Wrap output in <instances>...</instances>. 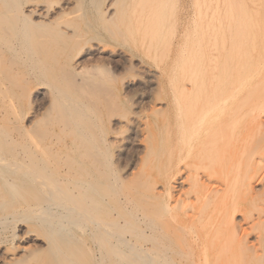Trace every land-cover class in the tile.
I'll return each mask as SVG.
<instances>
[{
	"label": "rangeland",
	"instance_id": "374dc122",
	"mask_svg": "<svg viewBox=\"0 0 264 264\" xmlns=\"http://www.w3.org/2000/svg\"><path fill=\"white\" fill-rule=\"evenodd\" d=\"M17 2L18 0H3V4H5L3 6L7 9H4V12L7 11V18L10 21L13 20L11 22L13 25L8 23L9 25L4 28L0 42V70L2 71H0V85H3L0 86V92L4 91V93H0L4 95L0 102V174L5 173L6 176L10 170L13 173L8 174L11 178L8 175L7 178L2 177L9 181L16 179L20 170L17 171L15 163L26 155V149L34 146L35 140L37 143L46 144V153H42L43 155L40 157L42 160L39 159L37 163L41 164L40 162H42L41 165H45L46 168L44 169L43 166L42 168L48 172L45 173L48 176L45 175V179L41 180L38 185L37 182L30 183L27 180H25L27 183L17 182V187H21L23 191L21 189V194L16 193V198L14 197V200L12 199L3 207L1 215L8 220L0 224V264L12 263L14 255L16 258H21L20 249H33L38 246L39 241L41 242L40 247L43 244L45 247L43 236L36 232L28 233L29 223L21 220L16 222L15 219L18 216L17 211L25 202L28 204L35 202L34 195L28 191L34 192L35 196L39 198L46 197V192L49 190L44 186L50 180L55 179V175L58 173L71 171L74 174L80 167L79 172L75 173L76 175L80 173L79 177L78 175L72 176L73 180L69 178L68 182L57 184L56 189L52 191V197L60 196L59 200H63L65 204L70 201L67 198L68 195L73 194L82 182L87 181V179H83L84 173L91 172L92 169L95 170L94 168L97 166V169L103 171L104 176L99 178L97 183L106 184L107 180H112V177H119L125 183L130 181V185L135 182L139 183L138 181H142L143 178L142 175L138 179L141 170L139 166L143 164V160H145L144 168L150 164L155 166L156 172L160 170L161 175L166 172V176H162V179L160 175L158 176L160 180L156 179L158 191L163 192V187L169 186L175 199L180 195L183 196L182 194L189 189V181L186 180L187 166L183 165L185 164L183 161L177 162L172 157L177 154L178 149L180 150L177 128L183 125V121H185L183 114L185 115L186 112L184 110L188 109L186 103L184 105L181 103L184 100H180L177 104L174 92L179 90L180 79L188 72L192 59L197 54L204 55V58H202L203 56L199 58L202 60L201 63L205 62L203 63L205 67L200 65L204 67L200 68L202 75L206 76L204 79L207 80V75L210 76L217 73L216 70L222 69V64L228 59L225 60V57H228L230 51H227L226 55L219 53V58L216 59L215 55L217 56L218 51L215 53L211 50L210 64H207L208 56H205L208 52L203 51L209 46L215 45L218 50L225 45L223 41L231 43L232 40H228V35L224 36L225 40L220 34L214 36L213 32L221 24L226 23L227 19L229 20L231 17L232 20L237 19L234 23H239L247 19L245 16L249 18V14L251 15L255 10L264 7V0H28L29 3L24 6V10L34 2H38L46 11V17L51 21V24L47 22L45 23L47 26L42 24L40 28V24H37L38 27H34L33 33L35 31L34 34L40 33L52 38L53 33L56 35L60 32V35L57 34L59 37L52 40L53 48L49 47V57L51 56V58H48V63H43L40 58L35 59L36 61H32L30 58L38 52L39 47L38 44L32 46L30 38H28L30 40H24L29 36H26L27 33L32 32L28 27H31L32 23L24 25L28 29H25L24 26L21 27L18 22L20 15L17 14L19 13ZM107 4L111 5V8L105 17H102L99 10ZM239 14L241 17H238ZM233 15L236 17L233 18ZM13 17L15 18L13 19ZM31 19L38 21V18L34 16ZM27 23L29 24V22ZM22 30L24 33L27 31L26 34H22ZM33 41L32 43L36 44V41ZM28 42H30L29 46H27ZM228 42L225 45L227 47ZM30 44L36 49L32 48ZM31 48L34 53L28 51ZM29 53L32 55L29 56ZM229 58L234 59L231 56ZM66 61L71 62L73 67L76 65L74 67V69L78 68L75 69L76 73H72L64 66ZM213 61L216 63H212ZM233 61H241V59L226 62L225 65L232 63L234 67ZM45 64L51 71L47 70L50 73L44 75L40 70H43ZM213 64L217 69L214 66V68H208ZM209 69H215V71L210 74ZM223 70L225 69L219 71L224 72ZM229 71L226 72L227 75H229ZM234 72L231 70V73L234 74ZM226 73L224 72L225 75ZM42 75L43 79H41ZM73 76L75 77L72 78ZM186 77L189 78V75L186 74ZM219 77L218 75V80ZM228 77L230 78V76ZM192 79L191 82H193ZM196 80L199 82L198 78ZM188 81L190 82L188 79L183 80L184 85L187 83L186 86H188ZM190 85L192 84L190 83ZM193 85L196 84L193 83ZM200 98L199 103L204 104L202 103L204 97ZM183 106L186 109H183ZM188 113L189 110L185 116L187 124L190 119ZM147 132L150 133V137ZM26 135L29 140H26ZM146 138L149 140L147 141ZM150 144L154 145L153 148L156 149L164 148L170 155L163 154L156 162H153V157L148 154L149 151L145 153ZM92 151L94 154H91ZM20 159L19 163L36 171L35 166L32 165L34 160L29 159L31 163L28 161L25 164L27 158ZM161 170L164 172L162 173ZM200 170L202 171V169ZM167 172L172 178L167 176ZM52 176L54 178L50 179ZM4 178L0 181V201L1 198L5 201L9 199L8 190L6 191L8 187ZM169 179L170 181H168ZM161 180L162 182H160ZM22 184H24L23 187L20 186ZM255 187L257 193L264 192V179ZM16 189L18 190V188ZM37 189L38 192L40 190V194L35 192ZM41 192L44 196H41ZM61 192L63 193L61 194ZM168 199L170 205L175 203V200L167 196L166 200L168 201ZM20 202L22 205L19 204L18 208ZM70 203L71 201L67 204ZM249 204H252L251 201L245 202V205ZM258 207H262V209ZM258 207L251 212L252 214L247 219H244L243 212L234 213V217L241 222L243 227L247 228L249 243L255 242L258 232H264V213H261L264 212V203L259 204ZM103 216H100L98 220L107 221L108 217ZM14 217L15 219L12 220ZM74 249L73 251L76 250ZM78 250L77 252L81 250L84 252L81 251L80 254L75 252L77 256L89 254L88 250L84 248H78ZM43 252L39 257L36 256L37 259L45 256V251ZM31 258L33 260H30ZM31 258L24 259L26 263H23L24 261L21 259V262L16 264H39V260ZM188 261L189 264L192 263L191 259ZM184 263L181 261L180 264ZM90 264H96V262Z\"/></svg>",
	"mask_w": 264,
	"mask_h": 264
},
{
	"label": "bare ground",
	"instance_id": "6f19581e",
	"mask_svg": "<svg viewBox=\"0 0 264 264\" xmlns=\"http://www.w3.org/2000/svg\"><path fill=\"white\" fill-rule=\"evenodd\" d=\"M5 3L7 2L5 1ZM28 3V0H18L16 5L19 12L17 14L20 15L18 22L21 27L32 23L31 27L28 26L29 30L32 31L39 24V28L42 27V24L47 26L45 24L47 22L51 24V21L46 17V11L42 9L43 7L38 2H34V4L29 5L24 10V6ZM3 5L5 6L3 0H0V42L4 28L9 24L13 25L11 24L13 20L11 19L10 21L7 18V9ZM107 5L99 10L102 17H105V14L111 8V5ZM4 9H6L5 12ZM251 15L249 14V18L244 15L247 19H243L244 21L239 23H234L236 16L233 15L235 19L232 20V17L229 20L227 19L226 23L221 24L213 32L214 36L220 34L223 39L228 35V40H232L231 45L226 41V43L228 42V47L225 46L226 43L222 39L223 44H225L223 47L221 45L222 48L217 50L215 45L203 50L208 52V54H205V56H208H206L207 64L211 63L209 56L212 55L210 54L212 51L215 53L218 51L217 56L215 55L216 59L219 58V53L226 55L227 51H230V53L228 57L224 56L225 60L227 58L230 59L229 56L235 60L241 59V61H233V65L234 67L237 65V69L232 66V63L225 65L226 62H231L234 59H227L223 63L225 67L222 64V69H225L223 70L225 73H228L232 68V72L235 70L234 74L230 70L229 75L227 73L225 75L224 72H220L222 69H219L220 71L216 70V72L220 73L207 75V80L204 79L206 76L202 75L201 69L205 67L203 65L205 62L201 63L202 60L199 59L202 56L204 58V55L197 54L193 57L190 69L186 73L189 78H185L186 74L183 75L180 79L179 90L174 92L177 104L180 100H184V102H181L182 105L186 103V107L189 110V116H187L190 117V119L188 118L189 123H185L187 122L185 116L188 110H184V112L186 111L185 115L183 114V119L185 120L183 122L185 124L183 123L182 126L177 128L180 150H177L178 155L174 154L172 157L177 162L183 161L185 164L183 162L182 164L187 166L185 168L188 171L186 176V180L189 181L188 191L184 192L183 196H178L177 199H175L169 186V189H167L168 187H163V192L158 191L156 179L158 178V181L160 178L162 179V176H166V172L161 170L162 173L164 172L161 175L160 170L156 172L157 169L156 171L154 170L155 166L150 164L144 168L145 160H143V164L139 166L141 170L138 175V179L143 175L142 181L137 180L139 183L135 182L132 185H130V181L125 183L119 177H112V180H107L106 184L97 183L99 178L104 177L103 171L97 169L98 166L94 168L95 170L92 169L91 172L86 173L84 171L83 179H87V181L82 182L79 187L77 186L78 188L73 194L68 195L67 198L71 203L67 204L70 202L67 201L65 204L63 200H59L61 199L59 198L60 196H56L58 194L55 195L58 198L52 197V191L56 189L57 184L68 182L69 178L73 180L72 176L78 175L79 177L80 173L77 175L75 173L79 172L80 167L74 174L71 171L58 173L59 175L56 174L55 179H52L54 178L52 176L50 178L52 180L44 186L49 190V192H46L47 195L45 194L46 197L42 195V192L41 196L45 198H39L35 196L34 192L28 191L34 195V204L26 202L23 204L22 201L23 205L21 202L18 203V208L19 204L22 206L17 211V218L15 219L14 217L12 219H15L16 222L21 220L29 223L27 232H36L43 236L45 247L43 246L44 244L40 247V241L38 246L33 249L22 248L23 245L19 251L22 253L21 258H16L14 255L10 264H16L21 259L24 261L23 263H26L24 259L27 260V258L30 259L31 257L39 260V264H90L93 262H96V264H176L181 263V261H184V264H189L188 260L190 259L192 261L190 264H264V232H258L255 242L249 243L247 240L249 234L247 228L243 227L241 222L234 217L235 212H243L244 219H247L259 204L262 205L264 203V192L257 193L255 191V186L264 179V7L255 10ZM33 16L38 18V21L32 20L31 17ZM238 17H241L240 14ZM230 20L233 21L234 26L232 21L229 23ZM25 29L28 28L25 27ZM21 32L26 34L27 31L24 33L22 30ZM62 32L64 31L62 30ZM34 33L33 31L29 32V34L27 33L26 36L29 35L28 37L23 35L25 37L24 40L30 38L32 39V46L38 44L39 47L35 55L29 53V56L32 55V57L30 56L32 61L40 58L43 63H48V58H51V56L49 57V47L53 46L52 40L55 37H59L60 32L57 33L58 35L56 34L57 36L52 32L54 34L52 38L46 37L44 34ZM44 33L46 34V32ZM33 40L36 41V44L32 43L34 42ZM29 43L27 46H29ZM32 48L36 49V47ZM31 49L28 51L32 52L33 49ZM28 60L30 61V59ZM67 61L64 66L72 73H76L75 69H78H74L76 65L73 67V64L71 65V62ZM214 61L212 63L215 64L216 62ZM15 64L17 63L15 62ZM201 64L204 67H201ZM214 64L208 66V68H212ZM45 65L43 70H40L44 75L50 73L47 71L50 70L47 68V64ZM228 66L231 67L229 68ZM214 67L217 69L216 66ZM215 69H209L210 72H208L211 74ZM204 71L206 70L204 69ZM218 75L220 76L219 80ZM41 77L43 79V75ZM194 77H197L199 82ZM185 79L190 80V82L188 81L189 85L190 83L192 84L190 87L189 85L186 86L187 83L184 85L183 80ZM191 79L193 82H191ZM193 83L196 85L194 86ZM2 96H0V102L4 98V95ZM200 97H204L202 98L205 101H202L204 104L199 103ZM22 135L24 136V134ZM29 135L32 139L31 134ZM148 135L150 137V133ZM28 138L26 140H29ZM31 141L33 142V140ZM175 141L177 142V140ZM33 144L34 146L29 145L31 147L26 149V151L24 150L26 155L24 154L25 156L19 159L24 160L26 157L27 162L25 160V164L28 163L29 159L31 161L34 160L32 165L35 166L36 171L26 168L22 163L18 162V159L15 165L18 168L17 171L20 170V174L16 179H10V175L13 174L10 170L7 172V175L11 173L8 175L10 181L8 179L5 180L8 177L7 175V177L5 176V173L3 175L0 174V181L5 177L4 180L8 187L6 191L8 190L9 198L6 201L1 198L0 224L8 220L1 215L3 207L23 191L21 187H17V182H37L38 185L41 180L45 179V175L48 176V174H45L48 172L42 168L45 165H41L42 162H40L42 160L40 157L46 153V144L37 143L35 140ZM153 147L154 145L150 144L145 150V153L149 151L148 154L153 157V162H156L163 154L170 155L164 148L156 149ZM91 154H94V152L92 151ZM39 159L41 164L37 163ZM31 161L29 162L31 163ZM33 166L32 168H34ZM168 172L167 176L169 177L170 173L168 174ZM159 175L160 178L158 177ZM135 184L136 186H133ZM23 185L20 186L23 187ZM35 187L37 186L35 185ZM38 189L35 192H38ZM39 192L38 194H40ZM167 196L175 200L173 205H170L169 199L168 201L166 200ZM248 201H251L252 204L245 205V202ZM258 208L262 209V207ZM103 215L108 217L107 221L104 220L105 222L98 220ZM78 248L88 250L89 254L77 256L81 251L84 252V250L77 252ZM43 251H45V256H40L42 259H37L36 256L39 257ZM30 260H33V258Z\"/></svg>",
	"mask_w": 264,
	"mask_h": 264
}]
</instances>
